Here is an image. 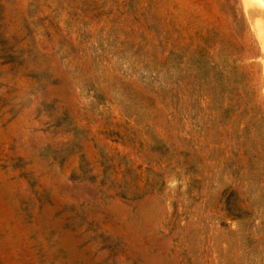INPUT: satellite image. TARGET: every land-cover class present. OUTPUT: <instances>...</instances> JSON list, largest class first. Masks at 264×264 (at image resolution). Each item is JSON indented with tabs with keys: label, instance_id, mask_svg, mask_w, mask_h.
Instances as JSON below:
<instances>
[{
	"label": "rangeland",
	"instance_id": "rangeland-1",
	"mask_svg": "<svg viewBox=\"0 0 264 264\" xmlns=\"http://www.w3.org/2000/svg\"><path fill=\"white\" fill-rule=\"evenodd\" d=\"M245 5L0 0V264H264Z\"/></svg>",
	"mask_w": 264,
	"mask_h": 264
},
{
	"label": "bare ground",
	"instance_id": "bare-ground-1",
	"mask_svg": "<svg viewBox=\"0 0 264 264\" xmlns=\"http://www.w3.org/2000/svg\"><path fill=\"white\" fill-rule=\"evenodd\" d=\"M245 4L246 11H251L255 16L258 33L264 40V0H245Z\"/></svg>",
	"mask_w": 264,
	"mask_h": 264
},
{
	"label": "water",
	"instance_id": "water-1",
	"mask_svg": "<svg viewBox=\"0 0 264 264\" xmlns=\"http://www.w3.org/2000/svg\"><path fill=\"white\" fill-rule=\"evenodd\" d=\"M246 13H247V12H246ZM248 14H249L248 19L250 18V19H249V24H250V26H251V28H252V30H253L255 36H256V39H257L259 45L261 46V48H262V50H263V43H264V40L261 38V36H260L259 33H258V30H257V27H256L255 16L253 15V13H252L251 11H249ZM248 14H247V15H248ZM263 58H264V53H263V56H262V60H263ZM263 66H264V60H263Z\"/></svg>",
	"mask_w": 264,
	"mask_h": 264
},
{
	"label": "trees",
	"instance_id": "trees-1",
	"mask_svg": "<svg viewBox=\"0 0 264 264\" xmlns=\"http://www.w3.org/2000/svg\"><path fill=\"white\" fill-rule=\"evenodd\" d=\"M244 32L246 33V30H247V27L244 25ZM249 51H252V49H253V47H252V44H249ZM240 54H241V52H240Z\"/></svg>",
	"mask_w": 264,
	"mask_h": 264
}]
</instances>
